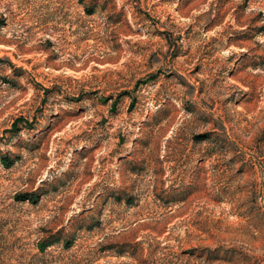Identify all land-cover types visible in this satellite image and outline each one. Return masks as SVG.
I'll list each match as a JSON object with an SVG mask.
<instances>
[{"label":"rangeland","instance_id":"obj_1","mask_svg":"<svg viewBox=\"0 0 264 264\" xmlns=\"http://www.w3.org/2000/svg\"><path fill=\"white\" fill-rule=\"evenodd\" d=\"M0 157V264H264V0H0Z\"/></svg>","mask_w":264,"mask_h":264},{"label":"trees","instance_id":"obj_2","mask_svg":"<svg viewBox=\"0 0 264 264\" xmlns=\"http://www.w3.org/2000/svg\"><path fill=\"white\" fill-rule=\"evenodd\" d=\"M88 12L89 14H91L90 13L91 11H88ZM0 161L1 163H3V166H5L6 168H8L12 164L6 157H0ZM35 196L36 194L24 193L22 195L16 196V200L19 202L29 201V202L35 203V199H34Z\"/></svg>","mask_w":264,"mask_h":264}]
</instances>
